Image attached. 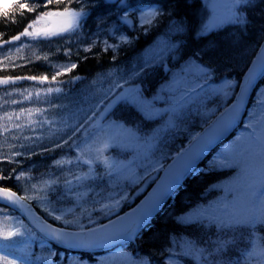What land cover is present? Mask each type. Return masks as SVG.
<instances>
[{
    "label": "snow or ice",
    "instance_id": "obj_1",
    "mask_svg": "<svg viewBox=\"0 0 264 264\" xmlns=\"http://www.w3.org/2000/svg\"><path fill=\"white\" fill-rule=\"evenodd\" d=\"M74 3L76 7L72 6ZM52 4L57 7L50 8L49 5ZM61 4L62 8L59 7ZM209 4L206 19L201 22L197 37H206L225 26L246 29V12L249 7L254 6V0H209ZM99 6L90 5L87 0H39L32 4L22 0H0V18L5 20L15 22L17 14L23 16L25 12L35 13L34 19L18 35L3 40V33H0V53L3 52L5 44L18 41L21 37L32 38L31 42L16 47L15 53L9 49L3 55V60H0V68L22 66L12 62L13 56H18L24 48L31 47L32 42L50 41L52 37L65 35L69 37V42L73 36L79 42L86 35L84 28L88 18ZM104 6L109 12L115 9L118 21L123 24L132 25L135 20L144 33L158 25L162 17L167 15L170 18L172 15L155 3L139 7L129 0H104ZM111 19L109 15L98 16V31L92 34L96 39L83 48L84 52L92 51L99 40V33L105 30V34L110 33L119 43H109L108 39L100 41L102 52L115 51L120 44L131 43L127 35L117 36L118 28L107 27ZM171 30L179 32L182 26L172 24ZM176 49L178 45L165 43L158 53L144 59L135 69L124 73L115 82H110L98 103L88 109L79 107L78 99L70 101V105L54 104L48 99L52 93H64L62 85L74 84L82 79L79 75L71 76L68 80L59 79L76 69L77 63L69 61L64 65H52L55 70L50 77L41 74L0 78V85L17 80L49 84L43 89L34 85L33 91L13 89L25 100H31L35 95L36 101L41 102L43 97L42 102L48 104V107L21 108L18 112H3L0 115V136L3 137L0 139V162L20 165L23 161L17 160V157L30 159L31 156L39 154L34 150L35 147H41L42 152H47L67 146L69 151L75 153L73 156H62L53 160L52 165L59 175L43 173L40 177H33L30 170H20L17 173L15 168L8 176L0 175V181L14 178L17 182H25L23 194L0 184V203L25 218L32 217L29 224H26L24 219L0 208V264H50L48 257L33 259L31 246L38 234L54 240L60 246L79 249H91L117 241H132L142 236L144 230L150 227L152 217L162 203L171 197L175 187L185 176L197 170L196 164L201 156L229 131L240 115L238 104H233L230 109L221 113L220 118L202 133L191 135L187 148L181 147L175 155L162 153L156 156L157 151H160L158 143L163 142V133L187 123L193 112L198 113L204 106L208 95L227 97L234 85L233 81H226L223 88H212L209 81L213 77L214 69L210 63L199 62L201 53L195 52L186 62V69H182L167 86L161 87L166 106L157 108L154 101L162 97L157 95L152 100L147 99L141 87L134 81L158 57L162 62L165 53ZM59 50L58 48L57 51ZM33 55L37 60L47 61L49 58L47 53L43 56L35 53ZM65 55L71 57L70 47L65 49ZM111 59L115 61L116 55ZM108 75L111 76L112 73ZM258 75L264 77V43L257 44L252 53L240 92L245 93ZM53 82L55 86H52ZM24 92H27L26 96ZM11 94L5 93L8 96ZM237 99L241 97L237 96ZM9 102L18 103L16 100L4 101L5 104ZM121 102L135 107L146 119H166L151 135H142L138 128L110 118L114 114L112 110ZM257 104L260 111L249 113L248 122L244 124L247 135L237 137L238 142L242 141L240 150L222 153L221 158L210 162L212 166L234 165L239 169L237 180L226 186L228 195L216 205L198 208L180 217V222L189 226H210L215 230L213 234L216 239L203 241L191 237L182 238L178 243L180 252H176L175 248L166 250L169 261L174 256L182 255L193 258L197 264H264V99H258ZM53 110H59V119L56 116L50 119L46 115ZM0 111H3L2 106ZM64 112H68V115L64 116ZM36 116L39 118H34ZM25 128L30 129L33 136H23ZM13 129L17 130L11 137L13 140L28 143L9 144L8 136L4 134L11 133ZM37 129L41 131L37 132ZM45 139L50 140L53 145L51 148L43 146ZM5 146L8 149L6 152L3 150ZM16 148L24 151L14 150ZM129 151L134 153L132 159H127L126 156L124 159L119 158L120 154ZM33 180L36 182H31ZM149 180L152 183L159 180L160 183L140 205L121 215L119 209L133 199L128 189ZM135 191L133 188V192ZM29 201H35L36 208ZM65 201L74 203V206H58ZM76 208L80 209L79 214ZM36 209L44 215L36 214ZM93 212H98L103 219L94 217ZM68 215L72 219H68ZM49 218L53 222H59V225L48 223ZM50 255L55 256L56 253L51 252ZM76 264H83V261ZM123 264L144 262L127 258Z\"/></svg>",
    "mask_w": 264,
    "mask_h": 264
},
{
    "label": "trees",
    "instance_id": "obj_2",
    "mask_svg": "<svg viewBox=\"0 0 264 264\" xmlns=\"http://www.w3.org/2000/svg\"><path fill=\"white\" fill-rule=\"evenodd\" d=\"M96 1L97 0H87V3L90 5L99 4L100 6L96 8V10L88 18L84 28V33L86 35L81 37L79 42H77V38L75 36L71 37V42H69V37L65 35L63 37L56 36L52 40L48 41V45L44 44V47L47 49L46 53L48 54V57L51 58L62 59L66 57L65 49L69 47L71 48V57L78 61V67L71 73L63 75L64 77L69 76L70 78L71 76L77 75L80 77L91 76L98 70L107 68L112 64L131 67L136 62V54L138 52H140L152 39H154L157 34L167 30L172 24L176 23H182L185 26V32L179 35L182 43L176 54V58L171 61L172 68L175 69L180 67L185 61L189 60L193 53L200 52V62L204 64L210 63L213 68H216L219 64L226 63L229 67H231V72H228L230 74L229 76H232V74L235 73V76L237 77L236 83L233 86L234 92L237 82L239 83L245 70L247 69V66L249 65L250 60L245 64L240 62V56L243 54V50L242 48L237 47L236 43L217 40L221 39L219 34L197 37L196 33L200 24L205 20L207 15L208 6L205 0H131L133 1L131 2L133 4L155 3L157 6L162 7L166 12H171L172 15L170 18L167 15L162 17L159 24L152 27V29L147 33H144L140 27H134L133 29L126 28L128 33H130L131 43L120 44V47L115 51L109 50L108 52H102V44L99 39L97 41V45L91 52H84L83 48L86 47V44L96 38V36H94V38L91 37V33L97 30V23L94 18L98 17L97 15L101 13H109L108 9L104 6L103 0ZM254 1V6L248 10V25L244 30L245 34L247 33L251 35L253 40H256L255 37L260 35L258 43H261L264 38V0ZM22 2L32 4L39 2V0H22ZM72 6H76V4L74 3ZM49 7L54 9L57 5L52 4L49 5ZM59 7L62 8L63 5L61 4ZM34 17L35 13L25 12L23 16L17 14L15 16V22L0 18V33H3L2 39L9 40L12 36L19 34L23 31L28 22L34 19ZM145 27H147V25H145ZM58 48L60 49L59 51H57ZM113 55H116L117 57L115 61L111 59ZM85 57H87V59H85ZM158 67L148 69L144 73L143 80L146 84V94L148 96L153 93H159L168 75L162 66ZM41 74H47L49 77L52 75L47 65L42 60L30 62L18 67L0 69V77ZM17 81L19 83H24L23 80ZM25 81L32 82L30 80ZM262 85H264V81ZM233 92H229L227 97L214 94V98L212 100L214 113L219 111L233 98ZM153 97L155 96H151V100ZM255 102H257V93L253 97L251 104L252 108L255 107ZM124 104L125 103L122 105L118 104L112 110L114 114H112L110 118L130 124L131 126L138 128L140 133H146L147 130L150 129L149 123L155 128L161 125L165 120L164 117L146 119L135 107ZM158 107L162 106L159 105ZM206 121L192 127L182 128V135L177 136L176 140L171 143L172 148L169 149L168 152L165 150L157 151L156 156L158 157L162 153H171L173 155L179 148H181V146L185 144L187 140L190 139L191 135L196 134L204 126ZM247 122L248 118H246L244 123L236 131V136L243 137L245 135L244 132H247V130L245 129L244 124ZM219 151V148L214 150L201 164L203 169L198 170L196 174L191 175L181 185L173 198H171L170 202H168L162 211L154 218V220L151 221L150 227L144 230L143 235L138 237L136 242H129L123 245V251L131 255L133 260L138 262L143 261L144 263L150 264H171L168 258L169 253L166 250L169 248H175L176 252H180L178 243L182 238L191 237L203 241L216 239V235L213 234L215 230L210 226H189L181 223L180 217L190 214L198 208L216 205L220 201L224 200V198L228 195L226 192V186L236 181L235 179L238 177L239 169L234 165L229 167L212 166L210 162L214 159H219V156H217ZM222 153H224V151L219 154ZM133 154L134 153L129 151L128 153L120 154L119 158L124 159L126 156L127 159H132ZM73 155H75L74 152L68 154V156ZM56 156L57 154H54V156L51 157ZM42 157H44V155L34 157L33 159H35L34 161H37L39 159H43ZM27 162L20 165L14 163H1L0 169L3 171L0 172V175L8 176L12 174V169L14 168L17 170V173L20 170H24L26 172L30 170L33 177H40L43 173L51 175L58 171L50 164V162H44L43 164H39L37 167L28 166ZM31 182L36 181L33 180ZM149 183L151 184L152 181ZM0 184L18 190L21 194H23L22 189L25 186L24 181L17 182L13 178L7 181H0ZM140 187L134 186L129 188L128 191L133 195ZM133 188L136 189L135 192H133ZM145 192L146 190L142 193H138L135 200H130L128 203L124 204L119 211L122 212L128 209L132 206V204L139 200ZM32 202L36 205L35 201ZM58 206L71 207L74 206V203H68L65 201ZM85 206L89 208L91 207V205ZM76 210L79 212L80 209L77 208ZM93 216L100 218L101 220L103 219L102 217H99L98 212H93ZM229 255L232 254L229 253ZM82 256L83 259H86V257H89L90 259L92 258V255L87 253H83ZM180 257L188 264H197V262L191 257L182 255Z\"/></svg>",
    "mask_w": 264,
    "mask_h": 264
},
{
    "label": "rangeland",
    "instance_id": "obj_3",
    "mask_svg": "<svg viewBox=\"0 0 264 264\" xmlns=\"http://www.w3.org/2000/svg\"><path fill=\"white\" fill-rule=\"evenodd\" d=\"M209 3V0H206ZM219 2V0H218ZM210 5V4H209ZM230 30V35L232 36V42L236 43L239 40V36H240V29L238 27L235 26H225L222 30ZM176 32V31H173ZM120 35V34H117ZM243 39H247L246 37H242ZM32 41L31 37H21L20 40L18 41H14L11 44H8L6 46H3V52L0 53V60H3V55L7 54L9 49L15 53V49L16 47L22 45V44H26ZM231 42V41H230ZM165 43H172V44H176V42H173L167 35H161L159 36L154 42H152L143 52L144 55V59L149 58L152 54L154 53H158L160 51V48L163 47V45ZM255 48V45H245V49H243V53L245 55L253 52ZM42 52V50L39 47V43H35L32 42V46L31 47H26L23 49V51L17 56L14 55L13 56V63H19L21 61H25L26 58H30L31 56H34L33 53H35L36 55H39ZM168 53L164 54V57L167 55ZM163 57V58H164ZM158 61H161L160 58L158 57L157 60L153 63H156ZM66 63H55V65H64ZM132 71V70H131ZM126 72H130V70H125L123 68H120L118 66L115 67H111L107 70L104 71H100L99 73H97L94 77H92L91 79L87 80L86 82H84L78 89L72 91V92H68V93H52L48 99L51 101V103L54 104H68L70 105V101H72L73 99H78L79 100V107L83 108V109H88L91 105H95L98 103L100 96L103 93L104 89H107L110 86V82H115L117 79H119V77L121 75H123ZM108 73H112L111 76L108 75ZM93 81H95V83H93ZM225 85V82H222L220 84L221 87H223ZM39 87L41 89H43L40 86H36ZM13 89H20V90H24V89H28L29 91H33V86H26V87H10L6 90L0 91V106H2L3 111H0V115L3 114V112H10V111H16L18 112L21 108H29V107H43V108H47L48 104L43 103V97H41V102H37L36 101V97L35 95H33L31 100H25L23 99V96L19 93V92H15L13 91ZM11 92L12 94L10 96L5 95V93ZM259 97L260 99H264V90L259 92ZM24 95H27V92H24ZM59 97V98H57ZM11 100H16L18 103L17 104H12V103H4V101H11ZM260 111L259 105L256 106V109L253 110V113H257ZM46 115L49 116V118L51 119L53 116H56L57 119L60 118V112L59 110H53V111H49L48 113H46ZM64 116L68 115V112H64L63 113ZM34 118H39L38 116L34 117ZM23 119V118H22ZM19 122V121H17ZM70 123L72 121H69ZM47 128V126H45V129ZM41 131L40 129H37V132ZM17 130L13 129L11 133H6L4 135L8 136V143L9 144H20V143H28L27 141H23V140H13L11 137L12 135L16 134ZM46 134V133H45ZM23 136H33V132L28 129L25 128L23 133ZM3 137L0 136V139H2ZM43 146L46 147H52V143L50 142L49 139H45L43 141ZM231 146V145H230ZM234 151L240 150L238 145L234 146ZM41 147H35V151L40 150ZM5 152L8 150L7 147L5 146V148L3 149ZM16 151H24V149L21 148H16L14 149ZM2 209H4L5 212L10 213L13 216H16L18 218H21L20 214L6 210L3 207H0ZM67 217H71L72 216H67ZM35 240V238H34ZM33 240L32 246H31V252L34 254L36 250H34V245H35V241ZM50 243L45 242V243H41L38 245L37 248V252L38 250H42L44 253L41 257H48V260L50 263H54L55 262V258L58 255L57 259H56V264H76V262L80 261V258H76L73 254L69 253V255H67L64 251H58L56 250V248H51L49 246ZM48 247V248H46ZM51 252H55L56 255L55 256H51L50 253ZM7 254V253H5ZM74 256V257H73ZM39 257V256H38ZM11 258V257H10ZM128 257L125 255H121V254H115V255H108V257H106L104 259V261H100V263L102 262V264H123V262L127 259ZM174 264H184L183 261L179 260V259H173L172 260ZM83 264H86L83 261Z\"/></svg>",
    "mask_w": 264,
    "mask_h": 264
},
{
    "label": "water",
    "instance_id": "obj_4",
    "mask_svg": "<svg viewBox=\"0 0 264 264\" xmlns=\"http://www.w3.org/2000/svg\"><path fill=\"white\" fill-rule=\"evenodd\" d=\"M264 43V42H263ZM245 76V75H244ZM264 77H261V76H257V78L255 79V81L250 85V86H248V88H247V91L245 92V93H241L240 92V87H239V90H238V92H237V94H236V97H235V100L226 108V109H230L231 107H232V105L233 104H238L239 105V111H240V115L238 116V118H237V121L231 126V128L229 129V131L223 136V137H221L220 139H218L213 145H212V147L210 148V149H208L205 153H204V155H202L201 156V158L197 161V164H199L200 162H201V160L213 149V148H215L218 144H220L221 142H223L225 139H227L233 132H234V130L239 126V124L242 122V120H243V116H244V114L246 113V109H247V106H248V104H249V101H250V98H251V95L253 94V92H254V90L257 88V86L259 85V82L263 79ZM244 83V77H243V79H242V82H241V85ZM237 96H240L241 97V99H237ZM225 109V110H226ZM225 110L223 111V112H221V113H224L225 112ZM221 113L220 114H218L217 115V117L211 122V123H209L200 133H202L206 128H208L209 127V125L210 124H212V123H214V122H216L219 118H220V115H221ZM187 148V147H186ZM196 164V165H197ZM163 176V175H162ZM188 176V175H187ZM187 176H185L184 178H183V180L180 182V184L187 178ZM160 183V181L157 183V184H155L154 186H153V188L149 191V193L145 196V198L142 200V201H144L152 192H153V190L157 187V185ZM179 184V185H180ZM179 185H177L176 187H175V189H174V191L176 190V188L179 186ZM13 191H15V190H13ZM169 198H167L163 203H162V205H161V207L159 208V210L155 213V215L161 210V208L164 206V204L167 202V200H168ZM141 201V202H142ZM141 202L138 204V205H140L141 204ZM28 203H30V202H28ZM31 204V203H30ZM32 205V204H31ZM33 206V205H32ZM136 207V206H135ZM134 207V208H135ZM33 208H35L34 206H33ZM129 211H131V210H129ZM128 211V212H129ZM127 213V212H126ZM36 214H38V215H41V214H39L37 211H36ZM155 215L152 217V218H154L155 217ZM41 216H43V215H41ZM27 219L30 221L31 219H32V217L31 216H29V217H27ZM48 223H51V222H49L48 221ZM54 226H57V225H55L54 224ZM51 240V239H50ZM52 241H54V240H52ZM55 242V241H54ZM124 242H127V241H123V242H121V241H117V242H114V243H110V244H106V245H103V246H99V247H95V248H91V249H79V248H69V249H72V250H85V251H92V250H101V249H106V248H111V247H114V246H116V245H118V244H121V243H124ZM63 247V246H62ZM65 248H68V247H65Z\"/></svg>",
    "mask_w": 264,
    "mask_h": 264
}]
</instances>
